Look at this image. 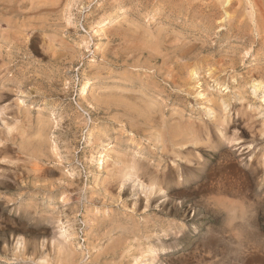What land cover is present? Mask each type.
<instances>
[{"label": "rangeland", "instance_id": "1", "mask_svg": "<svg viewBox=\"0 0 264 264\" xmlns=\"http://www.w3.org/2000/svg\"><path fill=\"white\" fill-rule=\"evenodd\" d=\"M0 264H264V0H0Z\"/></svg>", "mask_w": 264, "mask_h": 264}, {"label": "bare ground", "instance_id": "2", "mask_svg": "<svg viewBox=\"0 0 264 264\" xmlns=\"http://www.w3.org/2000/svg\"><path fill=\"white\" fill-rule=\"evenodd\" d=\"M257 1V0H256ZM253 2V1H252ZM258 3V2H257ZM263 5V4H262ZM258 14V13H257ZM107 20H108V18H107ZM88 87H89V82H86V83H84L83 85H82V87H81V91H80V94H82L83 95V93H85L87 90H88ZM90 137V136H89ZM89 141V140H88ZM107 143V142H106ZM109 144V143H108ZM103 147V146H102ZM103 149V148H102ZM101 149V150H102ZM106 149V148H105ZM98 150V149H97ZM101 150L99 151V153H102L101 152ZM104 150V149H103ZM95 153V152H94ZM98 153V155H99V159H98V168H100V169H103L104 168V166H105V164H106V160H105V158L102 156V154H99ZM97 154V153H96ZM97 156V155H96ZM156 189H158V188H156ZM161 190V189H160Z\"/></svg>", "mask_w": 264, "mask_h": 264}]
</instances>
